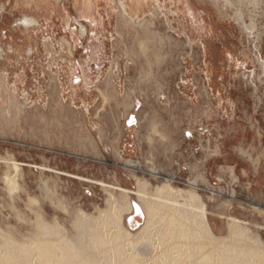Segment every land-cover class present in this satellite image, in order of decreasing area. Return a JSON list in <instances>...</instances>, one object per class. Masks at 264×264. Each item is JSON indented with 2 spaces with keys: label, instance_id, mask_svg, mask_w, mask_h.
I'll return each mask as SVG.
<instances>
[{
  "label": "rangeland",
  "instance_id": "374dc122",
  "mask_svg": "<svg viewBox=\"0 0 264 264\" xmlns=\"http://www.w3.org/2000/svg\"><path fill=\"white\" fill-rule=\"evenodd\" d=\"M125 1L0 0V228L125 193L140 236L138 184L170 182L264 242V0Z\"/></svg>",
  "mask_w": 264,
  "mask_h": 264
},
{
  "label": "bare ground",
  "instance_id": "6f19581e",
  "mask_svg": "<svg viewBox=\"0 0 264 264\" xmlns=\"http://www.w3.org/2000/svg\"><path fill=\"white\" fill-rule=\"evenodd\" d=\"M133 4L136 10L143 5L142 0ZM21 20L24 24L34 22L27 16ZM143 24L140 22L141 27ZM148 55H154L153 51ZM126 198L125 193L115 200L109 196L108 209H100L95 216L76 214L69 220L73 231L57 219L47 220L37 213L29 221V232L20 236V232L12 234L0 228V264H264V242L247 233L234 218L227 221L224 235L213 234L205 203L195 194L173 188L170 182L153 188H146L144 181L138 184L131 205L143 217L136 232H141L140 236L123 230L120 223L122 212L129 209Z\"/></svg>",
  "mask_w": 264,
  "mask_h": 264
},
{
  "label": "water",
  "instance_id": "95a60500",
  "mask_svg": "<svg viewBox=\"0 0 264 264\" xmlns=\"http://www.w3.org/2000/svg\"><path fill=\"white\" fill-rule=\"evenodd\" d=\"M135 205V204H134ZM136 211V210H135Z\"/></svg>",
  "mask_w": 264,
  "mask_h": 264
},
{
  "label": "snow or ice",
  "instance_id": "6c2138e0",
  "mask_svg": "<svg viewBox=\"0 0 264 264\" xmlns=\"http://www.w3.org/2000/svg\"><path fill=\"white\" fill-rule=\"evenodd\" d=\"M190 135V134H189Z\"/></svg>",
  "mask_w": 264,
  "mask_h": 264
}]
</instances>
